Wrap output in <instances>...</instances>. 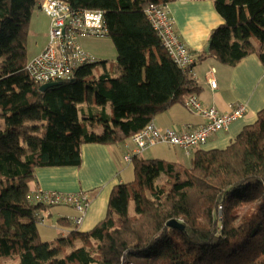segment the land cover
I'll return each instance as SVG.
<instances>
[{
	"label": "trees",
	"instance_id": "trees-1",
	"mask_svg": "<svg viewBox=\"0 0 264 264\" xmlns=\"http://www.w3.org/2000/svg\"><path fill=\"white\" fill-rule=\"evenodd\" d=\"M42 0H0V260L19 264H264V110L224 150H197L190 167L134 158V180L114 188L92 231L42 240L29 199L38 168L80 167L82 144H123L199 88L168 56L147 18L177 0H62L100 10L119 74L96 64L40 91L26 67L32 10ZM224 24L210 55L234 67L264 63V0H212ZM88 102L95 111L80 115ZM110 104L112 115L106 113ZM99 112V113H98ZM93 124L101 128L90 130Z\"/></svg>",
	"mask_w": 264,
	"mask_h": 264
},
{
	"label": "crops",
	"instance_id": "crops-1",
	"mask_svg": "<svg viewBox=\"0 0 264 264\" xmlns=\"http://www.w3.org/2000/svg\"><path fill=\"white\" fill-rule=\"evenodd\" d=\"M168 8L175 20L176 34L187 45L195 59L190 77L199 88L194 94L199 103L204 108H216L223 113L241 105L246 107L243 118L232 123L227 130L212 135L204 146L197 149L224 150L234 143L246 127L255 124L259 113L264 110V63L258 55L252 54L236 66L230 67L212 57L210 51L207 52L212 31L224 24V20L216 11L214 1L177 0L169 4ZM45 47L46 45L43 50ZM209 77L216 80V89H212L208 84ZM91 106L96 108L94 102ZM105 108L106 113L112 115L110 104ZM152 122L160 129L193 130L204 125L206 121L198 113L186 108L183 103H177L159 114ZM100 128L99 124H95L90 130L97 132ZM126 145L132 147L131 139L118 145L82 144L80 167L36 170V178L30 183L31 193L56 191L64 194L83 192L91 195V204L83 224L78 228L72 222V218L78 216L74 208L65 205L43 207L40 211L45 223L38 224L43 241L53 243L60 238H67L73 231L88 233L106 218L114 188L132 182L135 177L133 164L124 159L127 153ZM139 158L160 159L185 167L192 164V157H187L181 149L169 145L155 146Z\"/></svg>",
	"mask_w": 264,
	"mask_h": 264
},
{
	"label": "built area",
	"instance_id": "built-area-1",
	"mask_svg": "<svg viewBox=\"0 0 264 264\" xmlns=\"http://www.w3.org/2000/svg\"><path fill=\"white\" fill-rule=\"evenodd\" d=\"M40 9L50 18L51 23L45 49L30 59L26 67L32 81L42 86L71 80L80 67L97 62L84 51L80 39L108 36L102 11L76 12L62 0H42ZM146 15L170 59L183 70L194 65L195 59L191 51L175 32V20L168 5L151 4L146 10ZM208 84L212 89L217 88V82L212 77L208 78ZM183 105L201 115L206 121L205 124L193 130H179L160 129L151 122L131 138L132 147L126 145L125 161L132 163L134 158L158 145L177 147L187 157H193L197 149L204 146L212 135L227 130L246 113V107L243 105L234 107L227 113L216 108H204L194 94L185 97ZM29 199L33 205L42 207L65 205L74 208L78 216L72 218V222L77 228L83 224L86 211L91 204L90 193L83 192L64 194L56 191H37L30 192ZM35 218L38 224L45 223L40 210Z\"/></svg>",
	"mask_w": 264,
	"mask_h": 264
},
{
	"label": "rangeland",
	"instance_id": "rangeland-1",
	"mask_svg": "<svg viewBox=\"0 0 264 264\" xmlns=\"http://www.w3.org/2000/svg\"><path fill=\"white\" fill-rule=\"evenodd\" d=\"M50 23V18L40 9V5L33 8L27 40L29 58L38 55L44 46L47 45ZM80 42L84 51L97 61L94 70L95 77H99L105 73L113 77L119 74L117 52L111 38H81ZM79 109L80 115L84 110L87 113H90V111L97 112L88 102L79 105ZM0 264H19V257L14 256L9 259H2L0 260Z\"/></svg>",
	"mask_w": 264,
	"mask_h": 264
},
{
	"label": "water",
	"instance_id": "water-1",
	"mask_svg": "<svg viewBox=\"0 0 264 264\" xmlns=\"http://www.w3.org/2000/svg\"><path fill=\"white\" fill-rule=\"evenodd\" d=\"M209 51H210V45H209V47L207 48V52H209ZM59 84H60V82L48 83V84L42 85V86L40 87V91L44 93V92H46L48 89L53 88V87H55V86H58Z\"/></svg>",
	"mask_w": 264,
	"mask_h": 264
}]
</instances>
